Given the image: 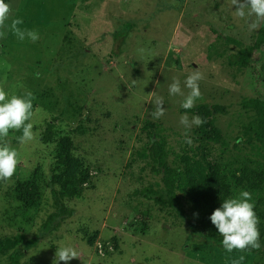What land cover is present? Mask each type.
I'll list each match as a JSON object with an SVG mask.
<instances>
[{
	"label": "rangeland",
	"instance_id": "1",
	"mask_svg": "<svg viewBox=\"0 0 264 264\" xmlns=\"http://www.w3.org/2000/svg\"><path fill=\"white\" fill-rule=\"evenodd\" d=\"M5 2L12 9L6 24L22 18L20 27L36 30L40 39L20 41L0 29V87L9 98L32 93L36 133L27 144L17 139L22 130L5 138L19 163L10 181L0 180V249L21 252L19 264H55L62 244L80 253L68 264H232L240 255L242 264H264L263 252L228 253L211 243L198 223L203 206L210 215L220 207L217 177L246 168L247 181L232 187L230 197L249 191L264 231V144L257 136L264 129V25L249 31L230 0ZM193 69L204 76L202 98L182 112L183 97L169 95L168 86L179 77L187 94L183 81ZM154 91L166 110L157 120L147 95ZM198 105L223 106L227 114H205L188 145L179 118L197 115ZM47 122L56 136H70L74 156L84 163L80 197L64 200L70 210L64 218L54 216L56 146L41 142ZM145 122L166 140L172 167L182 168L187 156L208 169L195 202L177 193L180 213L132 195L162 186L147 157ZM0 264H8L6 257Z\"/></svg>",
	"mask_w": 264,
	"mask_h": 264
},
{
	"label": "clouds",
	"instance_id": "2",
	"mask_svg": "<svg viewBox=\"0 0 264 264\" xmlns=\"http://www.w3.org/2000/svg\"><path fill=\"white\" fill-rule=\"evenodd\" d=\"M230 6H235L234 15L236 17L247 20L249 31H255L264 25V0H230ZM11 13L10 4L5 0H0V29L10 30L20 41L28 39L35 43L40 39L36 30L20 27L24 23L22 18H12L10 24H6ZM4 35L5 32L0 31V37ZM202 79H204L203 73L198 69H193L183 81L184 88L188 89L185 94L179 77H173L168 86L169 95L183 97L181 107L185 110L192 109L196 105V101L202 98L199 87V82ZM133 84H135V80H133ZM147 95L149 96L148 101L155 105L154 111L151 112L153 120L160 119L166 111L164 98L156 95L155 91ZM33 99L31 92L26 93L23 97L12 95L9 98L3 87H0V140H5L0 145V180L5 182L11 180L19 163L18 151L11 147L5 139L8 137L9 131L22 130V135L17 137L21 144H27L36 138L31 122ZM179 123L185 129L184 142L192 145L190 130L193 126L199 127L206 121L199 115H194L189 119L185 113L180 116ZM254 209L251 193L241 190L238 196L224 199L221 206L214 209L210 215L209 219L222 237L221 245L226 252L231 253L234 250L247 252L258 250L261 247L258 228L260 221ZM55 255V264H59L61 261L68 264L69 261L79 258L80 253L75 247L62 244L56 250ZM244 259L245 256L240 255L232 260V264H242Z\"/></svg>",
	"mask_w": 264,
	"mask_h": 264
},
{
	"label": "trees",
	"instance_id": "3",
	"mask_svg": "<svg viewBox=\"0 0 264 264\" xmlns=\"http://www.w3.org/2000/svg\"><path fill=\"white\" fill-rule=\"evenodd\" d=\"M130 27L131 26L128 24V29L126 31H128ZM115 38L120 39L119 34H117ZM195 109L197 110V115L202 118L207 113L227 114L226 108L219 105H198ZM181 111L189 113L192 109ZM53 128L54 125L51 122L46 123L45 127L41 130V142L43 144L54 142L56 146L54 151L53 175L51 179V185L55 186L56 189L52 191V198L53 204L57 209V213L54 214V216L64 218L70 215V210L65 207L64 200L80 197L79 184L82 181L84 163L80 158L74 156L70 136H56ZM142 130L149 139L147 157L152 167L161 174L162 186L156 189L150 186L144 187L140 190H135L132 195L151 201L161 208H169L180 213L183 208L177 193L180 192L186 195L191 202H195L196 198L201 196V192L197 185H200L208 169L200 160H190L187 156L182 157V168L172 167L168 162L166 140L164 138H158L147 122L143 124ZM257 136L259 141L264 144V129L259 131ZM238 172L240 173L239 176L232 175L228 178L227 176L220 175L217 177L221 189L220 206L224 199L231 196L232 187H242L244 182L247 181V169L242 168L239 169ZM195 179L199 181L198 184L194 183ZM230 179L233 180L232 184L230 183ZM202 210L203 213L198 218L199 226L205 230L202 235L211 243L222 247V237L220 234L217 231L212 232L210 230V209L203 206ZM188 228L191 232H197L196 225L190 224ZM259 233L261 247L258 250H250L244 253H264V231L259 230ZM29 241L28 243H31L30 245H35L36 243V239H30ZM26 249H28V247ZM5 253V251L0 249V257H6L8 264L20 263L22 258L21 252L12 251L8 254Z\"/></svg>",
	"mask_w": 264,
	"mask_h": 264
}]
</instances>
